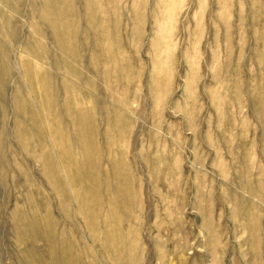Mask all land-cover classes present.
Wrapping results in <instances>:
<instances>
[{
  "label": "rangeland",
  "instance_id": "1",
  "mask_svg": "<svg viewBox=\"0 0 264 264\" xmlns=\"http://www.w3.org/2000/svg\"><path fill=\"white\" fill-rule=\"evenodd\" d=\"M41 2L0 0V264H264V0H95L77 58Z\"/></svg>",
  "mask_w": 264,
  "mask_h": 264
},
{
  "label": "bare ground",
  "instance_id": "2",
  "mask_svg": "<svg viewBox=\"0 0 264 264\" xmlns=\"http://www.w3.org/2000/svg\"><path fill=\"white\" fill-rule=\"evenodd\" d=\"M71 12L70 14H66V11L63 8L64 0H42L41 4H39V7L41 8V12H38V4L32 5V12L31 14L34 15L36 18H39V23L33 22L32 28L35 33L42 36L43 33H45L44 29L51 30L53 42L56 43L60 51L65 55H71L75 58L79 57L81 55V51L84 47V42L79 38L77 33L78 26H81L84 20H87V22L91 25H95L96 23V10H95V0H85V13H87V19H82L81 13L82 11H78L76 6L73 4V0H71ZM99 0H97L98 2ZM110 1V0H105ZM5 4V3H4ZM17 4L15 3L13 5H10L9 7H12L14 10H18ZM6 5V4H5ZM7 6V5H6ZM89 11L93 12L94 14L91 15ZM37 13V15H35ZM39 15V16H38ZM92 22H91V21ZM97 24V23H96ZM74 28V31H71L70 29ZM0 31H4V29H1ZM91 35L95 36L96 32L91 31ZM112 36L113 34L105 33L104 40L108 41L110 40V43H112ZM14 40H17L16 34L13 36ZM96 37H92L91 40L94 43H88L91 46L92 51H95L99 46V41L95 40ZM34 39V37H33ZM20 41V40H19ZM17 43V42H16ZM38 46L33 42V40H28V43L26 44V49L31 56L30 60L24 61V65L28 67V78L30 81L35 82L39 87L43 88L46 92V89H51L52 85V78H54L49 72L48 69H45L44 66L47 65V54L49 53V48L46 44L42 42H37ZM107 45V46H106ZM104 51L106 53H111L113 49L109 47V44H104ZM3 49V47H2ZM11 49V48H10ZM41 50V51H40ZM5 57V68H4V77L2 80L3 84H6L8 81L12 70L10 67V63L8 61L10 56V50L9 48L3 49L2 52ZM94 53V52H93ZM47 62V63H46ZM44 65V66H43ZM50 68V67H48ZM51 69V68H50ZM46 88V89H45ZM50 92V90H49ZM48 92V94H49Z\"/></svg>",
  "mask_w": 264,
  "mask_h": 264
}]
</instances>
